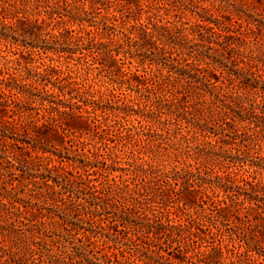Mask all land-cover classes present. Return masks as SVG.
I'll return each instance as SVG.
<instances>
[{
  "label": "rangeland",
  "instance_id": "rangeland-1",
  "mask_svg": "<svg viewBox=\"0 0 264 264\" xmlns=\"http://www.w3.org/2000/svg\"><path fill=\"white\" fill-rule=\"evenodd\" d=\"M8 4L19 9L18 18L24 19L25 23L35 21L38 26L33 29L35 34L32 36L23 34L20 29L12 33L8 27H4L5 32L15 38H9V41L0 40V78L7 77V73H14V76H18L23 73L24 66L30 75L50 66L56 71L54 77L59 76L58 80L64 78L55 85L66 84V90L71 94L64 92L63 96L57 88H52L51 85L46 88L59 94L62 99L79 96L81 100L86 101V105L78 102L82 108L74 109V112L80 111V114L84 116L86 115L85 110L90 112V119L86 121L87 127L72 135H65L62 144L54 147L47 146L51 152L32 151L30 145L25 149L26 151L0 145V178H2L0 199L8 205V200L3 198L2 187L16 188L17 195L22 200L13 204L18 206L22 212L24 208L28 210V213L24 214L27 219L23 218L24 215L18 218L13 216L23 222L18 226L17 234L21 237V242L27 241L22 239V236L27 235L32 236L31 241L35 242L32 245L34 252L24 255L23 264L54 262L56 259L52 255L55 253L60 255V261H57V264H71V262L78 264L75 262L79 260L78 257L71 261L72 257H68L63 252L69 249L74 253H80L77 249L80 243L73 237L81 238V243L84 244L85 252L89 254V257H92L91 254H95L99 249H104L102 253L110 254L111 251L118 253L116 249L107 248L112 245L120 250H127V246H123L122 234L112 235L110 231L107 237H104L106 231H102L100 226L106 228L109 219L113 218L115 213L120 215L121 203H116L114 198L122 197L125 191L133 189L140 182V177L144 172L159 170V172L171 173L181 171L188 165L193 168L196 166L193 159L197 149L208 148L207 142L214 145L213 151L221 153L220 155L238 156L241 159H246L242 158L245 156L240 143L242 137L247 139L246 144L250 147L261 143L259 134L256 133L259 127L242 131L239 125L230 120L227 125H223L229 137H214L197 129L195 125L201 127L207 125L218 130L217 125L219 124H216L218 121L216 118L214 120L205 118L209 116L206 111L207 105L203 103L202 97L196 93L195 89L186 85L184 79L176 78V68L168 72L169 67L172 66H182L188 70L189 67L184 65L183 59H187L186 62L190 64H192V59L187 54H179V50L176 51L171 47H164L165 49L160 51L151 47L146 50L138 48L137 53L139 54L131 57L136 53L137 47L134 45L143 43V39L139 36L142 32L138 23L148 27L147 31L152 33H155L154 24L165 25L171 29V34L175 36L176 41L188 42L187 45L190 46L198 43V40L188 41L192 38L189 34L191 33L190 26L199 22L194 16L195 12L233 28L240 39L237 41L231 38V47L236 48V43H240L241 46L237 50L263 57L264 30L257 31L254 25H248L250 30L244 19L238 20L234 16V12L240 15L246 13L252 15L253 19L264 21L262 7L255 0H0V5L7 7ZM77 17L83 20L74 19ZM229 18L231 19L228 20ZM15 22V19L10 16L1 18L0 15V29L4 24L6 26L15 25ZM210 26L214 28V31L219 32L220 28L213 24ZM175 27H185L188 30H181L177 33ZM82 30L90 32L96 44L111 42L107 48L112 50L113 57L119 60L121 71L119 76L114 74L116 72H111V70L116 71L115 68H107L109 65L107 59L100 55V52L104 51L101 45L92 48L93 52L81 49V51L72 53L74 47L68 37L78 36V32ZM195 30L196 28L193 29ZM197 30H200L205 37L207 36L206 31L198 28ZM122 33L133 37L134 40L130 41ZM185 34L187 38H183ZM80 36L84 37L83 42L86 43L87 36L84 33H80ZM222 41H224L222 38L218 39V42ZM204 43L218 49L223 56L198 45L193 49L197 48L225 61L224 57L228 55L225 49L213 43L208 44L206 41ZM118 44H122L121 47H118ZM29 45H41L48 50L30 48ZM155 45L160 46L159 42ZM59 47H66L70 53H56L54 50ZM16 58L20 63H16ZM149 59L159 61L158 65L150 62ZM199 66L205 67L204 64ZM235 69L244 74L247 70L256 72L255 68L247 67L242 63H239ZM215 73L220 76L217 86L221 87V94L240 92L237 88L239 79L233 76L224 77L226 73L221 69H217ZM256 73L260 74L261 71ZM132 75L143 84L136 87L137 83L132 79ZM127 78L130 79L129 82L125 81ZM137 88L140 90L139 93ZM154 94L158 95L156 104H152L146 97L148 95L153 98ZM77 100V98H72L69 102ZM92 101L98 107H102L94 114H92V108H96V105ZM30 107L37 108V105L32 104ZM117 107L123 110L119 112L115 109ZM168 109L174 111L173 114H169ZM195 109H198V112H194ZM65 110L69 113L67 108ZM256 112V116L248 115L247 118L261 125L264 131V107L259 105ZM25 114L29 115L30 120L36 125H41L44 122V119L40 118L41 115L48 116L49 112L44 113L41 108H28ZM55 118L58 122H64L68 116L55 115ZM14 119H16L15 116ZM95 125L98 128H95ZM0 128H2L1 124ZM101 129L105 132L100 133ZM28 141L30 144L37 142L33 138ZM261 144L263 146L261 150H264V143ZM28 152L32 157L41 156L42 165L49 163L48 167L64 166L73 176H76V172L82 173L80 168H75L76 166L82 165L85 161L93 162L96 167L89 170L88 175H82V179L90 181L89 184L96 187L95 190L99 192L97 196L102 199L101 201L96 199L100 206L90 205L93 203L92 198L84 194V190V193L80 192L74 184L67 185L63 189V184L55 186L51 180L49 184L54 185L55 193L41 196L44 190L33 185V180L39 183L40 180L27 175L28 169L24 167L22 161L23 158H27ZM247 163L228 164L225 162L224 167L220 169L215 167L213 172L218 175H223L225 172L230 173L238 181L245 179L258 182L260 186L264 185V171L250 167ZM226 165H229L228 168ZM28 171L38 173L43 169L40 168L37 171L31 168ZM177 181L175 190H180L177 193L163 186L161 197L145 196L146 204L140 205L141 208L136 209L138 212L130 216L131 224L141 221L144 217L142 212L145 206L151 209L160 206L173 224H198L190 228L193 233L191 240L194 241L195 247L198 246L195 251L205 254L210 251V246L216 247L221 251V264H264V256H260L264 254V228L258 224L259 219L255 220L250 216L248 223L229 221L227 224H222L207 210L205 204L202 205L203 209L199 207L198 204L201 202L198 196L194 204L183 206L178 199H185L188 194L179 183L180 179ZM58 192L60 194H57ZM206 193L211 194L208 189ZM215 194H217L215 199L221 198V193L215 192ZM247 206L248 203L245 202L240 207ZM94 209L98 212L97 216H94L96 213L94 215L90 213ZM241 213H245V209H241ZM57 223L61 224L59 228L56 227ZM118 229L121 228L118 227ZM56 232L60 233V238L54 234ZM65 241H73L75 247L73 249L64 248L63 244L70 246ZM187 255L192 256L193 254L189 252ZM216 257H218L216 254H210L209 260ZM5 259L7 256L0 250V261L3 262ZM130 259L137 260L136 257H130ZM192 261L195 262L196 258L194 257Z\"/></svg>",
  "mask_w": 264,
  "mask_h": 264
},
{
  "label": "trees",
  "instance_id": "trees-1",
  "mask_svg": "<svg viewBox=\"0 0 264 264\" xmlns=\"http://www.w3.org/2000/svg\"><path fill=\"white\" fill-rule=\"evenodd\" d=\"M255 2L262 7V15L264 16V0H255ZM136 5L138 6V3ZM18 10L19 9L12 4H8L7 7L0 5L1 18L10 16V18H14L16 21L15 25H2V29H0V40L9 41V38H15L10 33H6L4 27H8L12 33L17 32V30L20 29L25 35L32 36L35 34L33 29L38 26L36 22L25 23V21H23L24 19L21 20L17 17V14L19 13ZM23 12L26 13V11ZM83 12L85 13L84 10ZM241 12L243 13V11ZM194 16L199 22L190 26L189 30H191V33L189 34L192 38L188 41L198 40V43L190 46L187 45L188 42L180 43L179 41H176L175 36L171 34V29L165 25L154 24L153 28L155 33H152L147 31L148 27L138 23V27L142 32L139 36L143 39V43L140 45H134L137 47L135 49L136 53H134V55L132 54L131 57L139 54L137 53L139 50L138 48L146 50L151 47H154L155 50L159 51L164 50V47H171L176 51L179 50V54H187L192 59V64L187 63V59H183L185 61L184 65L189 67L188 70L184 69L182 66H172L169 67L168 72H171L172 69L176 68V78L184 79L187 83L186 85L195 89L196 93L202 97L203 103L207 105V110L206 108L205 110L209 116H206L205 118H210L211 120L216 118L218 120L216 124H219L217 125L219 127L218 130L208 127L207 125L205 127L195 125L197 126V129L202 133L204 132L214 137H229V135L225 133L226 129L223 125H227L229 123L228 120H230L232 123L239 125L242 131L247 129L254 130L259 127L256 133L259 134L260 142L264 143V131L261 129V125H258L256 122L250 121L247 118L248 115H257L256 110L259 108V105L264 107V56H254L251 53H244L237 50V48L241 46L240 43H236V48L231 47V38L236 39L237 41L240 39V37L235 34L236 31H234L233 28L220 24L218 20H213L210 17L200 15V13L197 12L194 13ZM234 16H236L238 20L244 19L250 30L251 28L248 25H254L257 31L262 32L264 30L263 20L253 19L252 15H247L246 13L240 15L239 13L234 12ZM78 18L80 17L74 19L79 21L83 20ZM230 19L231 18L228 20ZM210 24L220 28L219 32L214 31V28L210 26ZM195 28L196 30L193 31ZM197 28L206 31L207 36L205 37L200 30H197ZM174 29H176L175 32L177 33H180L181 30H188L185 27H175ZM78 33V36L70 35L68 37L69 42L74 47L72 53L75 51H81V49H87L89 52H93L91 51L92 48L96 45H101L102 48H104V51L100 52V55L107 59L109 63L107 68H115L116 71L111 70V72H116L114 74L119 76V74H121V71L119 70V60H116L111 54L112 50L107 48V46L111 45V42L96 44L94 37L90 35V32H83L82 30ZM80 33H84L87 36L86 43L83 42L84 37L80 36ZM122 34L124 37L130 39V41L134 40L133 37H128L126 33ZM153 38H155V40H152ZM183 38H187L186 34L183 35ZM219 38H222L224 41L218 42ZM204 41L208 44L213 43L225 49L228 54L224 57L225 61L216 58L215 56L208 55L197 48L193 49L194 46L198 45L203 48L206 47L207 50H213L214 53H219L223 56L218 49H214L210 45H205ZM156 42H159L160 46L155 45ZM121 45L122 44H118V47H121ZM29 47L42 49L43 51L48 50L41 47V45H29ZM68 50L69 49H66V47H59L54 51L56 53H70ZM116 53L118 54V51H116ZM126 53H129V51H126ZM244 59H246V61H244ZM149 60L157 65L159 63V61H156L155 59ZM15 61L16 63H20L17 58ZM239 63L250 68H255L256 72L261 71V73L257 74L250 70H247L245 74L243 72L239 73L235 69ZM178 64L180 65V63ZM200 64H204L205 67H200ZM34 69L37 68L34 67ZM217 69L225 71L226 76L224 77L229 78L230 76H233L235 79H239L240 81L237 88L240 92L221 94L222 89L217 86V82L220 78V76L215 73ZM24 70L23 73L18 74V76H14V73H7V77L0 78V124L2 125V128H0V145L3 147H16V149L20 150H25L30 145L32 151H40L41 153L51 152L47 146L54 147L55 145L62 144L65 135H72L76 131H81L87 127L86 121L90 119V112L85 110V116L81 115L80 111L74 112V109L78 110L82 108L78 102H82L86 105V101L81 100L79 96L76 95L69 99H62L59 94L46 88L48 85H51L52 88H57L63 96L64 92L69 95L71 94L66 90V84L61 83L55 85V83L63 81L64 78L58 80L59 76L54 77L56 71L52 67L48 66L43 69V71H36L33 75L28 73L26 66H24ZM52 77H54L53 80ZM132 79L136 80V87L143 84L134 75H132ZM125 81L129 82L130 79L127 78ZM145 89L148 90L146 87ZM160 91L163 92L162 89H160ZM137 92H140L139 88H137ZM157 96L158 95L154 94L153 98L148 95L146 97L152 104H156L158 99ZM72 98H77L78 100L70 103L69 101ZM32 104L37 105V108L30 107ZM25 106L27 107L25 108ZM95 107L96 108H92V114H94L96 110L102 109V107H98V105ZM28 108H41L44 113L49 112V115H41L40 118L44 119V122L41 125H36L35 122L30 120V116L25 114ZM66 108L69 110V113L65 110ZM115 109L119 110V112L123 110L120 107ZM168 111L169 114H173L174 112L171 109H168ZM194 112H198V109H195ZM35 114L38 115V113ZM63 114L67 115L68 119L64 122H58L55 115L59 116ZM14 116L16 119H14ZM189 122L192 124L191 121ZM95 128H98V126L95 125ZM104 132L105 130L101 129L100 133ZM21 136H24L26 139ZM28 138L36 139L37 142L30 144ZM246 141L247 139L243 137L240 140L243 147V154L245 155H243L244 157L242 158L246 159H241L238 156H222L220 155L221 153L213 151L214 145L207 142L206 145L208 148H198L195 153L193 159L196 165L195 167L191 168V166L188 165L181 171H173L171 173L159 172V170H152L149 173L144 172L143 176L140 177V182L135 185L133 189L125 191L122 197L114 198L116 203H121L122 209H120V215L115 213L113 218L109 219L106 228L104 226H100V228L102 231H106L103 235L104 237H107L110 231V234L112 233V235L122 234V240H124L123 246H127V250H120L118 247L112 245L107 248L113 250L116 249L118 250V253L114 251H111L110 254L102 253L104 249H99L95 254H91L92 257H89V254L85 252L84 244L81 243V238L73 237L75 241L80 243L77 245V249L80 253L77 254L67 249L66 251H63L64 254L66 253L68 257H72L70 258L71 261L75 257H78L79 260L75 261L78 264H221V251L218 250V248L210 246V251L205 254L195 251L198 246L195 247L194 241L191 240V235L193 233L190 228L198 226V224H173L168 215L162 211L163 208L160 206L156 209H151L150 207L145 206L142 212L144 217L141 218V221H138L135 224H131L129 218L130 216H134L138 212L136 209H140V205L145 203V196L151 198L161 197V187L166 186L173 193L180 191L179 189L175 190V186L178 184L177 180L180 179L179 183L184 187L188 194V197L185 199H178V202H182L183 206L194 204L198 196L201 202L198 204L199 207L203 209L202 205L205 204L207 210L222 224H227L229 221H237L242 224L245 222L248 223L251 216L255 220L259 219L258 224L264 228V185L260 186L258 182L245 179L238 181L230 173L225 172L223 175H218L213 172L215 167L219 169L224 167L225 162H228V164L234 162L245 164L248 162L247 165L250 167H255L264 171V150H261L263 147L262 144L256 143L255 146L252 145L250 147L246 144ZM1 150L5 151L6 149ZM67 160L69 159L67 158ZM22 161L24 167L28 170L31 168L32 170L35 168L37 171H39L40 168L43 169V171L38 173H33L28 170L26 171L28 176L40 180V183L33 180V185L44 190V193L43 195L41 193V196L49 195V193L54 194V185L61 186V184H63L62 188L65 189L67 185L74 184L80 192L84 193V190V194L92 198L93 203H90V205L100 206L96 199H99V201L102 199L97 196V193L99 192L95 190L96 187L90 185V181H84V179H82V175H88V171L96 167L93 162L85 161L82 165L76 166L75 168H80L82 173L76 172V176H73L64 166L53 165L48 167L49 163L42 165L41 156L34 155L32 157L30 152H28L27 158H23ZM228 166L229 165H226V168H228ZM0 180H2V178H0ZM50 180L54 185L49 184ZM2 183L4 182L2 181ZM2 189L4 190L5 197L2 196L8 200V205L0 199V250L7 256V259L3 262L0 261V264H23L22 258L24 255L26 253L34 252L32 245H34L35 242L33 240L31 241L33 238L28 235L26 237L22 236V239H26L27 241L23 240V242H21V237L17 234V231L18 226L23 224V222L16 218L27 214L28 210L27 208H24V211L22 212L18 206L13 204L22 200L18 197L15 187L6 189L3 186ZM207 189L211 194L206 193ZM215 192L221 193L220 199H215L217 197ZM57 194L60 193L58 192ZM115 197L117 196L115 195ZM245 202L248 203V206L240 207ZM8 209H11V211H7ZM241 209H245V213H241ZM91 212L93 215L96 213L94 216L98 215V212L95 209L90 211V213ZM146 212H148L149 215ZM254 214H256L257 217ZM13 216H16V218ZM25 216L26 215H24L23 218L27 219ZM204 216H206V214ZM60 226L61 224L59 225V223H57L56 227L59 228ZM118 227L121 229H118ZM54 234L60 238L59 232ZM29 241L31 242L28 243ZM65 242H68L70 246L68 247L66 246L67 244H63L64 248L67 247L73 249L75 247L73 241ZM3 243L7 245H4ZM189 252L193 255H187ZM125 253L128 255H124ZM210 254H216L218 257L209 260ZM238 255H240V253ZM193 256L196 258L195 262L192 261L194 258ZM260 256L263 257L264 254L262 253ZM52 257L56 259V261H49L48 264H57V261H60V255L55 253ZM130 257H136L137 260H131ZM71 264L73 263L71 262Z\"/></svg>",
  "mask_w": 264,
  "mask_h": 264
}]
</instances>
